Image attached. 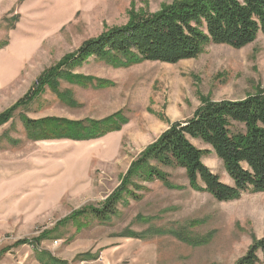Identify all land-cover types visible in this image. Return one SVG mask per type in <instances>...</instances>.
Listing matches in <instances>:
<instances>
[{
  "label": "rangeland",
  "instance_id": "374dc122",
  "mask_svg": "<svg viewBox=\"0 0 264 264\" xmlns=\"http://www.w3.org/2000/svg\"><path fill=\"white\" fill-rule=\"evenodd\" d=\"M176 1L0 0V113L84 41ZM70 72L79 79L73 84L58 79L60 97L47 87L0 127V264H38L30 245L11 246L75 210L105 201L131 162L204 102L264 93V34L241 49L208 45L176 64L115 67L89 58ZM115 114L126 119L119 131L84 141L30 140L22 122L23 117L100 120ZM192 143L209 150L202 163L231 184L211 148ZM161 170L173 187L140 181L141 189L134 190L139 198L119 203L108 221H93L79 231L68 225L40 248L68 264H234L264 237V193L218 202L193 190L184 169Z\"/></svg>",
  "mask_w": 264,
  "mask_h": 264
},
{
  "label": "trees",
  "instance_id": "16d2710c",
  "mask_svg": "<svg viewBox=\"0 0 264 264\" xmlns=\"http://www.w3.org/2000/svg\"><path fill=\"white\" fill-rule=\"evenodd\" d=\"M258 34H264V0H180L163 6L154 14L132 15L124 26L113 27L84 41L77 50L45 70L22 98L0 113V127L10 121L17 108L31 103L45 88L49 87L60 97L57 80L71 84L78 81L70 70L89 58L115 67L143 61L176 64L197 57L211 44L241 49ZM22 122L30 140L84 141L119 131L126 119L115 114L100 120L23 117ZM192 140L211 148L231 184L221 182L202 163V157L210 152L197 148ZM165 167L184 169L193 190L206 192L218 202L237 200L247 192L264 193V93L241 100L204 102L189 120L173 123L148 145L131 162L119 186L105 201L75 210L52 228L34 238L18 240L11 248L30 245L38 264H68L41 249L40 242L59 238L60 230L68 225L79 231L93 221H108L117 214L119 203H126V198H139L134 190L141 189L140 181L159 180L173 187L161 170ZM173 234L181 238L178 232ZM9 249L5 248L1 254ZM259 263L264 264V237L254 240L246 254L234 264Z\"/></svg>",
  "mask_w": 264,
  "mask_h": 264
}]
</instances>
